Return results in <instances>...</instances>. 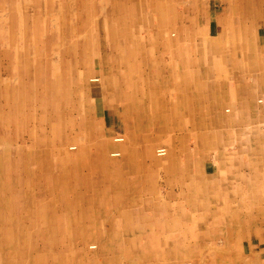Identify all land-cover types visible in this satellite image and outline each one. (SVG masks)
I'll list each match as a JSON object with an SVG mask.
<instances>
[{"label": "rangeland", "instance_id": "1", "mask_svg": "<svg viewBox=\"0 0 264 264\" xmlns=\"http://www.w3.org/2000/svg\"><path fill=\"white\" fill-rule=\"evenodd\" d=\"M89 16L73 0H0V264H264V97L157 131L134 88L185 80L146 62L151 46L117 44L140 30ZM181 171L189 184H165Z\"/></svg>", "mask_w": 264, "mask_h": 264}, {"label": "crops", "instance_id": "2", "mask_svg": "<svg viewBox=\"0 0 264 264\" xmlns=\"http://www.w3.org/2000/svg\"><path fill=\"white\" fill-rule=\"evenodd\" d=\"M73 2L76 8L91 11L92 16L87 17L86 22H89L90 18L92 20L97 10L106 15L102 16L103 20L140 30L144 37L129 38L126 42L121 41L117 44L151 46L152 49L148 53L141 55L145 56V61L150 63L154 58L164 60L165 57V62L168 63L165 67L169 69V72H166L167 77L185 80L184 84L177 87H169L168 84L157 85L150 87L148 91L142 88L137 91V88H134L135 93L149 92V108L160 111L163 118L162 121H157L155 116L142 115L135 118L133 123L136 125L145 126L157 121L156 130L159 129V124L209 125L210 119L215 122L218 120L215 114L221 112L223 101L228 100L230 103L233 101L232 108H239L243 100L254 104V94H261L264 97V0H73ZM165 32L173 33V37L166 38ZM136 58L137 56L130 57L135 61ZM220 61L229 62L228 68L225 70L220 68L222 67ZM147 68L152 67L149 64ZM153 68L158 70L155 65ZM154 73L158 76V73ZM224 78L228 81L223 80ZM223 81L229 86L224 87ZM143 109L141 106L140 110ZM186 110L195 112V115H190L193 121H185L183 114H179ZM200 111L205 113L201 114ZM206 111H209L208 114ZM123 123H127L126 118H123ZM127 138L125 145L130 147V138L129 136ZM150 145L145 141L140 148L139 155L143 153L142 158L150 155L148 150ZM104 147L100 146L102 154ZM132 149L123 148L121 151L126 156L127 153L131 155L135 151ZM166 157L167 153L165 157L160 158ZM153 162L157 163L152 159ZM215 173L213 167H203L201 178L213 181ZM190 177V172H176L172 178L170 174L165 178V184L171 186L175 183L184 188L185 184H189L186 181H189ZM263 240L262 237L261 243ZM186 263L188 262L180 261L178 264Z\"/></svg>", "mask_w": 264, "mask_h": 264}, {"label": "bare ground", "instance_id": "3", "mask_svg": "<svg viewBox=\"0 0 264 264\" xmlns=\"http://www.w3.org/2000/svg\"><path fill=\"white\" fill-rule=\"evenodd\" d=\"M90 81V80H89ZM91 82V81H90ZM94 82H97V81H94ZM262 101L261 100H259V102L258 103H261ZM119 139H121L120 141H115V140H119ZM123 141H124V139H123V137H116V138H114L113 139V142L114 143H116V144H120V143H123ZM70 149H72V150H70V151H74L76 148L75 147H72V148H70ZM164 150H165V155L164 156H162V157H165L166 156V153H167V151H166V149L165 148H163ZM112 153H117V156L116 157H112L111 156V154ZM112 153H110V157L111 158H115V159H117V158H120L121 157V153L120 152H118V151H115V152H112ZM66 156V155H65ZM66 157H68V156H66ZM65 157V158H66ZM67 159V158H66ZM69 163V162H68ZM89 250H96V246H91V247H89ZM186 264H190V263H186Z\"/></svg>", "mask_w": 264, "mask_h": 264}, {"label": "built area", "instance_id": "4", "mask_svg": "<svg viewBox=\"0 0 264 264\" xmlns=\"http://www.w3.org/2000/svg\"><path fill=\"white\" fill-rule=\"evenodd\" d=\"M258 102H259V101H258ZM120 140H121V139H119V140H115V141H120ZM70 150H72V149H70ZM155 155H156L157 157H162V156L165 155V150H164L163 148H158V149L155 150ZM111 156H112V157H116V156H117V153H112Z\"/></svg>", "mask_w": 264, "mask_h": 264}]
</instances>
